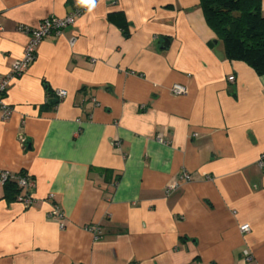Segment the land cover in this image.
I'll return each instance as SVG.
<instances>
[{"label": "crops", "instance_id": "1", "mask_svg": "<svg viewBox=\"0 0 264 264\" xmlns=\"http://www.w3.org/2000/svg\"><path fill=\"white\" fill-rule=\"evenodd\" d=\"M86 6L0 0L1 74L25 28L83 10L0 108V169L33 181L29 205L0 185V264H264V74L228 59L200 0Z\"/></svg>", "mask_w": 264, "mask_h": 264}, {"label": "trees", "instance_id": "2", "mask_svg": "<svg viewBox=\"0 0 264 264\" xmlns=\"http://www.w3.org/2000/svg\"><path fill=\"white\" fill-rule=\"evenodd\" d=\"M206 21L223 42L230 60L243 61L259 75L264 74V14L262 0H200ZM109 18L128 34L122 11ZM6 195L16 198L20 189L14 182L4 184Z\"/></svg>", "mask_w": 264, "mask_h": 264}, {"label": "built area", "instance_id": "3", "mask_svg": "<svg viewBox=\"0 0 264 264\" xmlns=\"http://www.w3.org/2000/svg\"><path fill=\"white\" fill-rule=\"evenodd\" d=\"M96 2V0H95ZM89 7V6H86ZM83 12V10L75 11L71 14H68L64 17L50 16L42 19L37 26L33 28H25L29 30L32 34L30 41L26 45L24 49L23 55L17 59L11 66L10 71L7 74L0 73V108L3 111L4 117H9L12 113L11 107L5 101L7 88L12 79L22 75L28 67L35 61L37 57V48L43 38H45L48 34L55 33L60 34L61 31L74 23L78 16ZM76 38H72L70 40V44L73 45L75 43ZM230 81L234 80V76L229 77ZM171 91L174 95H184L187 92V87L182 84H174L171 87ZM57 95L59 98L65 97L67 95L66 90H58ZM258 165L261 170L264 171V153L260 156L258 161ZM181 179L189 180L190 175L188 173H183ZM8 182H14L17 187L20 189V194L18 195V199L23 203L29 205L33 202V197L31 194V187L33 186V181L27 173L18 172L13 173L9 170L0 169V185H4ZM174 187V184L169 186V188ZM242 231H249L250 226L248 224H244L241 226Z\"/></svg>", "mask_w": 264, "mask_h": 264}, {"label": "clouds", "instance_id": "4", "mask_svg": "<svg viewBox=\"0 0 264 264\" xmlns=\"http://www.w3.org/2000/svg\"><path fill=\"white\" fill-rule=\"evenodd\" d=\"M78 3L82 5H88L89 11H91L92 7L95 6V0H78Z\"/></svg>", "mask_w": 264, "mask_h": 264}, {"label": "water", "instance_id": "5", "mask_svg": "<svg viewBox=\"0 0 264 264\" xmlns=\"http://www.w3.org/2000/svg\"><path fill=\"white\" fill-rule=\"evenodd\" d=\"M53 103H56V102H58V100L56 99V100H54V101H52Z\"/></svg>", "mask_w": 264, "mask_h": 264}]
</instances>
